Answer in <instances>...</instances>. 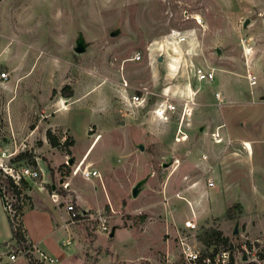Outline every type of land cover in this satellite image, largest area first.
Instances as JSON below:
<instances>
[{"label": "rangeland", "instance_id": "1", "mask_svg": "<svg viewBox=\"0 0 264 264\" xmlns=\"http://www.w3.org/2000/svg\"><path fill=\"white\" fill-rule=\"evenodd\" d=\"M173 29L186 42L166 41ZM138 52L141 57L132 59ZM197 67L222 82L223 93L231 95H222L224 102L238 105L253 93L257 117L246 110L234 114L237 128L261 139L251 162L230 160L229 169L218 167L228 147L226 138L218 144L210 135L222 122L216 83L198 79ZM249 73L257 76L256 84ZM261 93L264 0H0V157L14 153L5 160L20 168L29 163L14 157L32 153L41 176L49 173L56 191L70 193L69 201L87 213L72 224L76 254L61 264H176L177 234L191 217L198 243L216 229L225 238L220 244L264 245ZM133 94L144 96V103L132 104ZM166 95L177 111L160 118L153 110ZM187 107L192 113L182 127L188 139L179 141ZM48 129L60 140L56 146ZM97 136L83 165L98 169L100 177H71L66 160H83ZM214 167L225 187L200 196L195 205L185 189L212 178ZM3 211L0 264H30L22 254L9 262L7 254L20 253V246ZM51 212L62 221L57 209ZM35 214L26 217L34 220ZM99 215L107 216L110 232L99 229Z\"/></svg>", "mask_w": 264, "mask_h": 264}, {"label": "built area", "instance_id": "2", "mask_svg": "<svg viewBox=\"0 0 264 264\" xmlns=\"http://www.w3.org/2000/svg\"><path fill=\"white\" fill-rule=\"evenodd\" d=\"M195 19L199 25L203 24L201 17H195ZM165 40L169 41L170 43H184L187 40V36L181 31L173 29L170 31V33L167 34ZM140 57L141 55L138 52L135 56L132 57V59H139ZM3 74L4 75L2 76L6 78V73ZM195 74L200 80L211 78L213 84L216 83V87H214V94L219 102H221L223 95L222 82H220L219 80H215L213 74L206 72L202 67H197L195 70ZM247 76L250 84H256V75L249 73ZM130 101L132 104L137 106L144 103L145 97L139 94H133ZM153 111L156 116L160 118H167L170 113L177 111V105L170 99L168 95H166L165 99L161 100L156 105ZM191 113L192 108L187 107L184 109L180 125L178 127V133H181V135L178 134L175 137L176 140L180 141L188 139V133L183 129L182 122L184 121V117L186 115L189 116ZM220 127L221 126H218L216 129L211 131L210 135L212 136L215 143H222L226 138V145H229L230 143H232V140L230 137L223 136L222 132L220 131ZM13 154L14 153H11L9 155L0 157V168L5 173L10 175L16 183H19L22 178L38 179L39 177H41V169L39 170L36 167L25 165L18 168L8 162L10 159L8 161L5 160L6 157L10 158L13 156ZM202 159L207 160L208 154L204 153L202 155ZM70 161L71 159L69 158L68 160H66V163L72 168L71 176L80 175L85 179L100 177V172L98 169L90 165H83L84 159L76 164H73V162ZM65 179L66 176L62 177V182H64V186L67 187L69 186L70 181ZM196 183H198V181L193 182V184ZM206 185L208 187H214L215 182L214 180H212V178H207ZM2 197L5 210L7 211V213H10L12 215L13 205L10 197L6 194H4ZM52 198L53 200L58 201V194L55 192L52 193ZM65 209L68 212V222H70L71 224H74L87 215L85 211L79 210L72 201L65 202ZM90 216L93 217V215ZM98 225L99 229L102 232L108 233L111 231L108 226V218L106 215L98 216ZM197 228L198 225L191 217V219H188L186 221L184 229L182 231H178L177 248L179 253V260L176 264H264V245H256L259 241H251L249 246L247 244H244L241 249L236 248L233 243H228L226 245L216 243L212 245L201 244L193 239V230H196ZM28 243L30 244V247L28 249H23L20 247V253L12 252L7 254L9 262L15 261L19 257V254H32L35 259L44 264H56L58 262L59 259L57 257H53L47 254L45 251L40 250L35 243H30L29 241ZM70 243L71 240L67 239L64 244L69 245ZM35 250L38 253V255L36 256ZM170 264H173V262H171Z\"/></svg>", "mask_w": 264, "mask_h": 264}, {"label": "crops", "instance_id": "3", "mask_svg": "<svg viewBox=\"0 0 264 264\" xmlns=\"http://www.w3.org/2000/svg\"><path fill=\"white\" fill-rule=\"evenodd\" d=\"M228 95L231 96L229 92L226 93L225 91V93H223V100L224 98L227 99ZM260 97L264 99V94L261 93ZM232 103L233 102L228 100H226V102L224 101L219 102L220 104L219 110L222 117L220 130L224 137H230L231 140H233L232 143H230L229 145L224 144L228 148L223 152L219 161L217 162V160H214V163L216 162L218 163V167L220 168V170L229 169L231 165L230 160L240 161L245 163H247V161L251 162L252 161L251 157H253L256 151V147L254 146V144H256V142L261 140L255 135L251 134L249 131L237 128L234 124L235 122L234 114L235 113L240 114L244 110L247 111L248 116H252L254 119L257 117L258 111H256L257 109L255 110L253 109V107L256 105L253 93L250 100L244 101L243 103L242 102L238 103V105H233ZM94 141L95 140H93V142L90 144L86 153L89 152ZM246 143H250L251 147L249 148V146H247ZM231 145L232 146L235 145V146L232 147L233 149L230 152L229 147ZM86 159L87 160L89 159L88 156ZM37 165L40 168H42L40 161H37ZM218 167H214L210 175L212 176V180H214L215 182L214 187H207L205 180L203 181L200 180L198 183L193 185L192 184L187 185L185 191L187 193L188 200L190 202L196 205L200 199V196L202 195H217L221 193L220 190L221 188L224 189L225 185L223 182L222 186H220L221 185L220 182L221 180L223 181V179L222 177L218 179L217 176ZM49 178H50L49 173H46L45 171L43 172V176L39 177L38 179L25 178L29 182L30 187L24 190V193L28 198L27 199L25 198L23 200L26 202V204L24 206L21 220L26 230L27 240L30 243H35L40 250L45 251L47 254L53 257H57L59 259L58 264H61V262L66 261L73 254H76L74 253L76 249V241L72 240L74 236V232H73L74 226L70 222H68V212L65 209V202L69 201L68 198L70 196V193H66V191L57 192L56 191L57 186L53 184L51 180H49ZM94 178L95 177L86 180L93 181ZM193 180L194 179H192L191 182ZM211 188H217V189L215 191H212ZM208 189L211 191H208ZM75 190H76L75 191L76 197L78 198L80 192L78 193L77 191L79 190L77 189ZM54 192L58 194V201H55L52 198V193ZM50 202L54 203V207L50 204ZM262 202L264 203V201ZM3 205H4L3 197L0 195V210L2 211L4 210L3 211L4 216L5 215L7 216V213L5 212L4 209L5 207ZM54 208L57 209V214L59 218L62 219V221H59L56 217L54 218L53 213L51 212L52 209ZM30 211L36 212L34 220L31 217L28 219L26 217L27 213ZM41 214H43V217H41ZM45 217L47 218L50 217L51 220H49V222H44L46 221L45 219H43ZM44 228L45 231L43 230ZM67 239L71 240V243L69 245L64 244ZM36 255H38V253L35 250V256ZM64 264H68V263L65 262Z\"/></svg>", "mask_w": 264, "mask_h": 264}, {"label": "trees", "instance_id": "4", "mask_svg": "<svg viewBox=\"0 0 264 264\" xmlns=\"http://www.w3.org/2000/svg\"><path fill=\"white\" fill-rule=\"evenodd\" d=\"M62 89L63 90L66 89V86H64ZM47 137L51 142V144L55 146L60 141L59 138L53 133L51 129L47 130ZM66 144H72V142L66 139ZM23 160H27L29 166L30 165L33 167L37 166V161L35 156L27 151H21L16 155V157H14V160L12 161L22 162ZM64 166L66 167L67 164L64 163L63 167ZM29 187L30 185L27 179L22 178L19 183H16L10 175H8L2 169H0V195L1 196H3L4 194L8 195L13 205L12 215L10 213H7V218L12 232V239L16 240L19 246L23 249H28L30 247V244L28 243V240L26 238V230L21 220L24 206L26 204V202L23 200L25 198L26 199L28 198L24 193V190L28 189ZM229 211L230 209H227V213ZM208 234L209 235L207 239H205L206 245H211L213 243L220 244L221 240L224 241L225 239L222 236V232L216 229H211ZM26 257L29 260L30 264H38L37 260L34 258L32 254H26Z\"/></svg>", "mask_w": 264, "mask_h": 264}, {"label": "water", "instance_id": "5", "mask_svg": "<svg viewBox=\"0 0 264 264\" xmlns=\"http://www.w3.org/2000/svg\"><path fill=\"white\" fill-rule=\"evenodd\" d=\"M76 50L79 51V52H81L83 50V47H82L81 43H79V45L76 47ZM137 192H138V189L135 188L133 190V194L136 195ZM113 234H114V231H112L110 235H113Z\"/></svg>", "mask_w": 264, "mask_h": 264}, {"label": "bare ground", "instance_id": "6", "mask_svg": "<svg viewBox=\"0 0 264 264\" xmlns=\"http://www.w3.org/2000/svg\"><path fill=\"white\" fill-rule=\"evenodd\" d=\"M98 138H99V136H97V137L95 138V141H96ZM95 141H94V142H95ZM246 145L249 146V148H250V143H246ZM87 156H88V153H86V156L84 157V161L86 160Z\"/></svg>", "mask_w": 264, "mask_h": 264}]
</instances>
